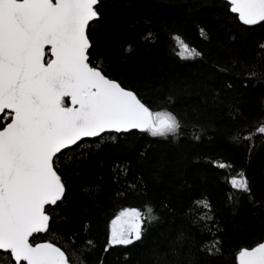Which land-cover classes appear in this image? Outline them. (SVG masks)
Wrapping results in <instances>:
<instances>
[{
    "label": "snow or ice",
    "instance_id": "6c2138e0",
    "mask_svg": "<svg viewBox=\"0 0 264 264\" xmlns=\"http://www.w3.org/2000/svg\"><path fill=\"white\" fill-rule=\"evenodd\" d=\"M0 264H264V0H0Z\"/></svg>",
    "mask_w": 264,
    "mask_h": 264
},
{
    "label": "trees",
    "instance_id": "16d2710c",
    "mask_svg": "<svg viewBox=\"0 0 264 264\" xmlns=\"http://www.w3.org/2000/svg\"><path fill=\"white\" fill-rule=\"evenodd\" d=\"M162 8H175L178 5V0H154ZM190 42L193 44L199 43L195 32H191L189 36ZM136 203H139L138 201Z\"/></svg>",
    "mask_w": 264,
    "mask_h": 264
}]
</instances>
